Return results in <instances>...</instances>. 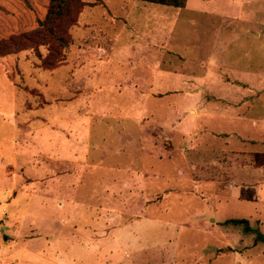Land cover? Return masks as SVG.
Wrapping results in <instances>:
<instances>
[{"label": "rangeland", "instance_id": "1", "mask_svg": "<svg viewBox=\"0 0 264 264\" xmlns=\"http://www.w3.org/2000/svg\"><path fill=\"white\" fill-rule=\"evenodd\" d=\"M133 7H168L170 11H178L179 17L175 23L153 24L142 13V20L135 22L126 13L133 10L131 14L137 16L139 12ZM13 22L12 7H0V38L29 29L14 27ZM152 26L157 28L159 39L154 44L158 51L155 58L152 55L135 57L124 50L123 46L128 43L134 52L138 51L144 44L141 36ZM65 35L69 40L65 47L56 41H46L0 57V142H8L12 136L9 118L12 109L16 108L19 132L27 136L38 129L40 120L51 121V116L40 115L42 110L38 106L42 102L57 98L76 100L81 133H91V142L97 144L91 165L88 140L82 139L79 194L82 202L97 208L83 210L80 221L66 222L70 228L79 227L86 240L97 237L94 239L100 250L89 256L91 261L98 259V264H264V183L258 187L257 196L253 187H240L245 196L252 193L253 198L257 197L255 201H239L227 194L237 184L233 182L236 174L242 180L263 181L264 170L233 173L218 170L211 164L183 171L179 157L169 160L166 167L159 166L164 176L158 179L161 186L151 187V170L145 177L136 169L125 173L130 165L138 168L141 156L136 153L137 147L119 152L127 144L121 126L127 125L124 127L129 132L135 128L129 120L114 117L123 115L134 122L144 119V134L149 139L153 136L156 142L151 148L153 152L163 154L176 148V155L186 151L190 159L209 160L210 156L219 158L224 146L233 148L236 143L232 140L225 145L223 134L218 131L221 126L218 112L226 103L254 101L256 111L264 103V0H186L181 9L139 0H83L75 23L67 28ZM118 61L124 65L117 64ZM138 67L143 84L137 87L133 76L128 79H132L130 83L137 89L122 86L121 80L115 88L104 84L111 79L130 77V71ZM152 67L161 69L159 84L152 80ZM73 68L80 74L79 90L73 93L70 87L62 96L52 87L49 91V71H53L54 77H61L58 75L61 72L69 83ZM126 68L129 71L125 74ZM37 83H44L45 93ZM136 101L141 105L138 113L132 106ZM69 107L70 111L65 109L66 120L71 118L67 111H72V105ZM246 132L264 138V129L260 126ZM252 148L264 151L259 143ZM0 150L9 156L8 149L0 146ZM162 158L164 161V155ZM18 176L24 181L31 178L26 173ZM111 176L113 188L107 189L106 195H112L109 197L112 202L94 204L95 201L85 198H101L103 189L89 185L98 181L108 183ZM121 177L127 180L128 187H120ZM186 177L199 179L200 185L192 186ZM163 190H171L173 194L160 203ZM225 197L227 202L223 200ZM105 207H109L107 212L113 213L114 218H104ZM120 211L127 213L126 220L115 219V213ZM209 212V217H204ZM229 218L247 219V223H224ZM154 220H158L155 231L152 224L147 225ZM138 221L145 223L148 235L138 233ZM121 223L127 225L128 237L122 249L114 242L101 245L105 235L114 241ZM131 225H136V236L132 235ZM101 228L105 230L99 231ZM85 261L86 258L81 263Z\"/></svg>", "mask_w": 264, "mask_h": 264}, {"label": "crops", "instance_id": "2", "mask_svg": "<svg viewBox=\"0 0 264 264\" xmlns=\"http://www.w3.org/2000/svg\"><path fill=\"white\" fill-rule=\"evenodd\" d=\"M181 8L183 7L175 9ZM132 9L137 10L139 14L133 16L131 14L133 10L126 11V13L129 12L127 18L132 17L134 21H138L139 18L142 20L144 16H142V13L146 14V20H149L153 24L162 21L166 24L171 21L175 23L179 17L178 11H170L168 7H133ZM150 28L147 33L141 36L144 44L139 47L138 51L134 52L135 49L128 43L123 46L124 50L127 53L134 54L135 57L152 55V58H155V53L158 51L155 49L154 44L159 43V39L156 33L157 28L155 26ZM168 51L169 49H167ZM119 63L122 64V62L118 61L117 64ZM152 69V80L154 84H159L158 76H160L161 69L159 67H152ZM128 71L129 68H126L124 73L126 74ZM49 72L48 75L51 77L47 81L49 83V91L52 87L55 89L57 95L62 96L64 90H70V87L73 93L79 90L80 74H76L74 68L70 73L72 74V79L69 83L65 82L66 79L61 75L60 69H58V72H60L58 75L61 77H54L51 74L53 71ZM248 73L250 74V71ZM129 76L123 79H111L104 84L115 88L118 85V80H121L122 86L133 89H137L136 86L139 87L140 83L143 84L142 79L139 78V67L130 71ZM131 76H133L132 79H136V86L130 83L132 79L128 80ZM36 86H41L42 92L45 93L43 91V88H45L44 83ZM14 92L16 91L14 90ZM75 104V99L65 101L57 98L52 99L51 102H47V100L42 102V105L38 106L42 110L40 115L47 114L51 116V121L40 120L41 124L38 129L29 132L27 136L19 132L20 127L15 120L16 108L12 109V113L9 115V118L12 119V136L8 142H0V146L8 149L10 152V154L8 153L9 156H6L0 150V180L6 179V181L0 182V264H82L81 261L84 258L87 259L84 264L86 262H88L87 264L98 262V259L91 261L89 257L92 253L100 250L94 239L96 238L97 240V237L90 235L91 237L86 240V236L78 230L79 227L73 225L70 228L66 222L69 219L80 221V215L83 210L94 211L97 208L92 206L93 204L88 205L82 202V196L79 194L82 139H87L90 146L89 164L93 161L92 153L96 151L97 144L91 142V133L82 135L81 115L79 111L75 110ZM69 105H72L71 112H68L70 111ZM132 106L136 108V112L138 113L137 109L141 106L139 102L136 101ZM66 108L68 109L67 113H71L70 120H66L65 118ZM256 108V102L250 100L236 102L235 105H228L226 103L220 108L222 110L218 112V123L220 122L221 126L218 127V131L223 134L222 140L225 145H228L232 140L236 145L233 148H228L230 145L224 146L219 158H212L210 156V159L212 158L211 161L210 159L207 160L201 157L190 159L186 151H181L180 155H176V148L166 150L163 154L161 152H153L151 148L153 144L154 146L156 145V142L153 136L149 139L144 134V119H135L134 122L132 119L131 121L127 117H123V115L119 117L114 116L117 120H129L130 124L135 128L133 132H129L124 127L127 125L121 126V132L124 133L127 144L124 148L119 149V152L127 151L129 147L131 149L137 147L136 153L141 156V164L138 165V168H132L130 165L125 173L128 170L136 169L140 172V176L145 177V175L149 174L148 171L151 170L152 178L149 180V184L151 187L156 188V186H161L158 183V179L164 177L159 170V166L163 164L166 167L169 160H175L179 157L182 160L183 171L185 169L192 171L196 167L200 168L202 165L209 166L211 164H215L218 170H228L233 173H236L237 170H264L262 167H254L251 161L252 154L257 152L253 150L252 145L259 143L262 144V149H264V138H258L246 132L247 130L254 131V128L258 126L264 129V103L259 111H256ZM0 115H2L1 112ZM66 125L67 131L65 130ZM224 150L227 151L224 152ZM18 173H26L31 178L24 181L19 178ZM112 177H110L108 183L102 184L100 181L90 183V188L97 187L103 189L104 194H102L101 198L97 196V198H85L95 201L94 204L101 202L108 205V201L112 202V198H109L112 195H106V190L113 188ZM186 180H189L192 186L200 185L199 179L192 180L186 177ZM119 181L120 187H128L129 183L127 180L121 177ZM233 182L237 184L232 185L233 191H229L227 194H231L235 200L251 202L255 201L257 197L249 200L239 198L240 187H253L255 196H257L258 187L264 183V180H242L236 174ZM171 194H173L171 190L168 192L163 190L159 199L160 203ZM223 200L224 202L228 201L226 197ZM107 208L109 209V207H105L106 210H104V218H114L113 213L107 212ZM209 214L211 213L209 212L204 217H209ZM127 216V213L123 211L115 213V219L120 221L126 220ZM157 221H151L147 225L152 224L153 231H155ZM202 222H204V218ZM136 224L138 225L137 229L140 235L145 233L148 235L147 231H145L146 229H144L145 223L141 224L138 221ZM126 226L125 224L123 226V223H121L115 232L114 241L111 236L105 235L106 237L101 238L100 244L107 246L108 244L112 245L114 242L122 249L125 239L127 240L128 238L125 234ZM131 226L132 235L136 236L134 232L136 225ZM98 230L102 231L105 229L101 228ZM82 241L85 244H82ZM105 257L104 254L102 257L103 261Z\"/></svg>", "mask_w": 264, "mask_h": 264}, {"label": "trees", "instance_id": "3", "mask_svg": "<svg viewBox=\"0 0 264 264\" xmlns=\"http://www.w3.org/2000/svg\"><path fill=\"white\" fill-rule=\"evenodd\" d=\"M139 1L175 8L183 7L186 3V0ZM80 5H83V0H0V7H12V26L29 28L0 38V57L46 41H56L63 47L67 46L69 40L65 31L75 23ZM50 65L46 63V66ZM251 161L256 167H264V151L254 152ZM251 194L245 196L244 189H241L239 197L249 200L253 198ZM224 223L243 224L247 223V219L229 218Z\"/></svg>", "mask_w": 264, "mask_h": 264}]
</instances>
